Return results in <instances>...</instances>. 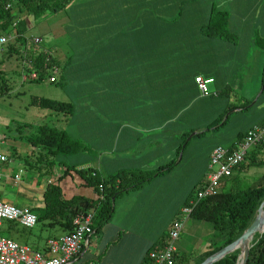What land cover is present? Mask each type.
<instances>
[{
    "label": "crops",
    "instance_id": "0c3cea01",
    "mask_svg": "<svg viewBox=\"0 0 264 264\" xmlns=\"http://www.w3.org/2000/svg\"><path fill=\"white\" fill-rule=\"evenodd\" d=\"M214 4L215 0L212 2L210 0H70L64 5L61 12L66 18L69 17V11H71L73 14H80L81 24L85 22L83 27L73 29L76 38L74 50H69V40L64 45L58 42L57 30H61L60 26L50 29L49 44L42 38V48L49 51L58 69L57 79L59 81H57L59 83L62 80L66 81L65 89L68 93L69 79L83 81L81 91L83 100L90 97L91 89L97 91L95 102L89 100L91 105L86 104L82 107V119L79 117L82 120L80 126L85 129V134L87 129H94L92 134L97 133L100 137L98 145L113 143L110 151H103L97 156L95 165L91 163V159L87 160L89 158L85 159L86 165L97 168L101 175V171L105 172L107 176L116 173L118 169L148 170L149 167L154 166V162L157 165L165 160L164 157L169 156L168 142L164 149L158 148L155 152H149L147 147H143L140 156H123L124 152L114 155L113 151L133 143V140L138 137L137 132L131 128L126 119H117L128 117L127 113H131L138 118V121L148 123L147 127L168 126L170 116H166V113L190 110L193 104L189 109L185 107L188 101L194 98L200 102V106L198 105L194 110L200 111L208 96L202 94L195 81L197 76L212 79L208 82L216 86L212 94L219 96L220 87L218 86L225 84L224 72L225 70L230 72L219 57L223 55L225 56L224 62L226 59L233 62L235 43L233 40L207 36L202 32V22L193 23L196 17L199 21H208L211 7ZM255 8L258 11H247L246 7L239 10L236 13L239 24L235 25L231 22L230 30L244 33L254 28L258 30L257 27H259L264 32V1H256ZM221 9L228 11L227 8ZM59 12L60 10H57L54 14ZM202 16L206 18L201 19ZM249 16H253V19H248ZM89 21L92 23L87 24L86 22ZM25 25L27 29L28 21H25ZM62 27L69 36V24L64 22ZM243 47L241 45V48ZM77 48L81 49L75 50ZM77 52H80L78 56L75 55ZM240 53L241 51L237 49L236 54ZM234 63H236L235 60ZM91 81H98L101 85L112 87L113 92L104 95L103 99L100 94L101 89ZM213 101L218 100L213 99ZM256 102L257 100L254 104ZM141 104L148 106L145 108V111H149L146 116L140 108ZM99 111L113 112L114 117L118 118L104 117L102 119V116L98 114ZM73 113L74 110L68 114L69 117L73 116ZM52 115L56 116V120L52 119L53 122L61 118L59 113ZM148 117H150V122L156 120V123L150 126ZM260 118L259 116L251 120L243 131H247L253 124H258ZM173 124L177 128L185 126L181 122ZM176 133L178 132H174ZM184 134L185 132H182V135L180 133L181 136ZM159 135L151 133L148 139L155 137L157 140H152L150 144L154 142L164 144L165 135L162 137ZM239 138L232 140L229 145L238 141ZM166 139L168 140V137ZM187 142L186 140L185 144ZM180 143L181 141L177 140L175 153ZM24 147L25 145L17 147L20 154L22 151L25 152ZM211 151L212 149L208 147L200 159H194L192 171L182 178L173 175V170L177 167L174 169L172 167L178 163V159L176 164L153 176L139 187L112 198L111 218L97 233L89 236L87 244L70 264H144L147 249L164 235L176 211L185 204L186 199L188 200L190 185L197 181L201 182L207 170ZM3 153L8 160L0 166L2 175L0 182L5 183L2 187L9 188V186H14L12 176L19 169L24 170L27 164L21 158L10 157L9 152ZM247 154L242 167L239 166L233 171L235 174L240 171V179L247 177L249 166L257 165L256 162L251 164V160L264 159L261 148L248 150ZM85 164L84 167H88ZM59 166L63 169L59 170L55 166L48 172L45 171L47 169L44 166H41L40 170H36L38 176L34 177V190L32 192L30 188L24 187V191L28 193V203L20 208L33 209L34 212L40 214L45 184L49 179L56 182L57 177L65 169L63 165ZM69 172L64 177L69 175ZM61 189L66 198L78 195L70 194L68 190L65 192L62 187ZM1 200L13 205L16 201L6 198H1ZM64 232L62 230L60 234ZM18 234L21 239L24 237L25 240H29V237L21 235L19 231ZM162 242L159 246H162ZM206 244L194 253L190 261L184 264H193L199 254L205 250ZM29 246L43 250L45 245L43 243L41 247Z\"/></svg>",
    "mask_w": 264,
    "mask_h": 264
},
{
    "label": "rangeland",
    "instance_id": "374dc122",
    "mask_svg": "<svg viewBox=\"0 0 264 264\" xmlns=\"http://www.w3.org/2000/svg\"><path fill=\"white\" fill-rule=\"evenodd\" d=\"M256 1L259 0H215L214 7L216 10L226 11L225 9L221 8L228 9V11H226L227 25L225 28L227 32L233 35V38L222 39L234 41V58L233 62L229 59H226L224 62L225 56L220 55L219 60L223 61L221 62L224 63V66L227 67V69H230V72L228 73L226 70L224 72L225 84L223 86H218L220 87L218 89L219 96L215 93L212 94L216 89L214 83H208L206 85L208 88V99H206V102L202 104L200 111L194 110L195 107L198 105L200 106L199 100H197V98L190 99L187 103L188 105L185 107L189 109V107L193 104L190 110L186 112L179 111L175 113H166V116H170V124L164 127H156L155 125V127H147L148 125L146 124L148 123L145 121H138V118L131 113H127L128 117L123 115L124 117H119V119H117L118 117H114L113 112H98V114L102 116V119H104V117L116 118L117 120L126 119V121L130 123L131 128L138 134V137L133 140V143L126 145L122 149L118 148L117 151H113L114 155L124 152L122 153L123 156H140L143 147H147L149 152H155L158 148L164 149L168 142L169 156L167 158L164 157L165 160L159 162L157 165L154 162V166L149 167L148 171H153L158 166L168 163L172 158L175 160L179 159L178 163L172 167L173 169L177 167L173 170V175H175V177L182 178L192 171V161L194 159H200L208 147L211 150L217 144L224 146L231 144L232 140H235L240 135L241 131H243V129H245L254 118H258L260 116L261 118L258 119L257 123L261 125L264 124V85L262 81L264 78V32H262L259 27H257L258 30L254 28L252 31L244 33L230 30L231 22L235 25L239 24V20L236 17V13L239 10H243L246 7L247 11H258L257 8H255ZM263 1L264 0H260V2ZM210 2H212V0H210ZM221 2L223 3L221 4ZM62 8H64V6L61 7L59 9L60 12L56 14H54V12H49L36 17L21 16L22 19H25V21H28L29 23V26L25 30L24 37L21 39V41H25L27 44H30V38L34 36H41L44 41L49 44L50 29L54 28L55 26H60L61 30H57L58 42L61 43V45H64L66 44V41L69 40V50H74L76 38L74 36L75 33L73 29L83 27L85 22L81 24L82 17L80 14H73L71 11H69V17L66 18L63 12H61ZM206 17L202 16L201 19ZM248 19H253V16H249ZM64 22L69 24V36H67V33H65L64 28L62 27ZM201 22L202 25L206 24V21H199V18L196 17L193 23L200 24ZM86 23L90 24L92 22L89 21ZM241 45L244 47L241 48ZM52 48H54L53 45ZM80 49L81 48H77L75 50ZM237 49L241 51L239 55L236 54ZM4 51L0 52V59H4L2 61L0 60V67L6 68V70H8L6 72L7 78H11L10 81L12 84H9L5 93L0 95V151L8 152L10 149L9 147L12 145H16L18 147L21 145L24 146V143L22 140H20V137L25 134L28 135V133L32 132V130L38 125L47 124L49 126H53L55 124L58 129L66 130L68 135L77 137L80 139L82 144L90 147V150H84V152L82 151L75 155H64L63 159L64 162H66V165L72 164V162H84L86 158H89L87 159L89 161L91 159V163L93 162V165H95L97 156L103 151H110L113 147V143L111 145L108 143L98 145V140L100 137L97 133L95 135L92 134L94 129H87L85 134V129L80 126L82 123V107L86 104L91 105L90 101L95 102L96 95H98L97 91L91 89L90 97L87 100H83L81 94L83 81L81 80L69 79V93L65 89V80H62L61 83L58 82V79H56L55 82L21 83L20 77L15 72L11 71L13 68L17 70V68L20 66L18 53L15 52L6 59L3 56ZM78 54H80V52H77L75 55L78 56ZM234 60L236 63H234ZM197 69L198 71L200 70L198 66ZM91 83L97 85V88L101 89L100 94L103 96V99L105 98L104 95L113 92L112 87L101 85L98 81H91ZM116 90L119 92L118 89ZM261 91L263 92L261 93ZM34 95L56 101L71 103L74 110L73 116L69 117V115H63V112H59V116L61 118L59 121L53 122L52 119L56 120V116L52 114H56V112L32 105L30 103V98ZM213 99L218 101H213ZM252 99H254V101L257 100V102L254 105H251L248 109H234L235 111H229L226 115L222 116L223 113L228 110L229 106L233 105L234 107L238 108L247 100ZM146 107L148 106L144 104H141L140 107L145 113V116L147 113L149 114V111H145ZM219 115L221 116L218 118L217 122L220 121V118H227V120L217 129L206 131L203 134H194L192 136L190 134L187 137L181 136L182 132H185L184 135H186V133L190 132L191 130L196 132L204 129L212 119ZM79 117H81V119ZM149 119L150 117H148V121L150 122ZM174 122H181L185 124V126L177 128L173 124ZM155 123L156 120H151L149 124L151 126ZM24 124H31L32 127L23 128L22 125ZM67 126L68 128H66ZM18 127L20 131L17 130ZM174 132L178 133L174 134ZM151 133L160 134V137L165 135L164 144L156 142L150 144L152 140H157L155 137H153L151 140L148 139V137L151 136ZM166 137H168V140ZM185 138L188 142L183 146L177 155V151L175 153L176 146L178 145L177 140L183 142ZM259 147H261V145H253L249 151L257 150ZM164 152L167 151L164 150ZM249 165L251 164L249 163ZM26 166L27 167L21 173V182L17 184L18 186L15 185L9 186V188H4L2 185L5 183L0 182V199L6 198L13 201L16 200L14 203L17 207H23V205L28 203V193L24 191V187L30 188V190L33 192L35 185L34 177L37 174L33 167H30L28 164ZM85 166L88 165L85 164ZM247 166L248 165H246V167ZM56 167L59 170L63 169V167H60L59 165ZM249 167L250 169H247L248 175L245 178V181L248 184L259 182L261 179V174L264 170V166L260 163L254 166L251 165ZM117 171H122V169H118ZM101 173L104 177L107 176L105 172L101 171ZM56 181L60 184L63 190H65V192L68 190L70 194L74 193L82 195L89 201H95L101 195L99 190L96 191L91 185L85 184L83 177H81V175L73 169H70L69 175L66 177L63 176L59 180L56 179ZM245 181H241L240 183ZM196 183H198V181ZM196 183L190 185L189 190L196 188V186H198ZM168 228L166 229L165 233L163 231L164 234H166ZM18 231L21 235L29 237V240H25L24 237L21 239ZM212 231L213 230L211 228L210 222L195 219L190 215L185 220L183 229L178 239L175 241V246L179 254L178 263L184 264V262L190 261L194 257V253L199 251V249H201L203 245L208 242L212 236ZM61 232L62 229L60 227H48L41 221L37 222L36 225L32 227V229L24 228L17 221L12 220H4L0 225V234L10 237L19 244H24L23 242H27L29 245H38V247H41L43 243L45 245L46 240L50 236L60 234Z\"/></svg>",
    "mask_w": 264,
    "mask_h": 264
},
{
    "label": "trees",
    "instance_id": "16d2710c",
    "mask_svg": "<svg viewBox=\"0 0 264 264\" xmlns=\"http://www.w3.org/2000/svg\"><path fill=\"white\" fill-rule=\"evenodd\" d=\"M69 1L70 0H0V34L15 31L18 33V36L14 41H20V44H25V41H21V39L26 30V25L25 19H21V16L36 17L46 12H56ZM7 4L10 5L8 8L6 7ZM226 16V11L216 10L215 7L212 6L208 21H206L205 25H202L203 34L210 37L215 36L232 39L233 35L227 32L225 28L227 25ZM13 22L16 23L14 26ZM25 46L28 47V45ZM15 52L18 53V58H20L21 53L19 52V46H15L12 40L7 45V49L3 53V56L7 59ZM42 59L43 56L41 54L36 55L37 63L42 61ZM0 60L2 61L4 59ZM7 71L6 68L0 67V95L5 93L9 84H12L10 81L11 78H7ZM11 71L15 72L20 77L21 69L19 67L17 70L13 68ZM40 79L30 82L39 83L41 82ZM262 81L264 85V78ZM20 82L24 83L21 78ZM254 102V99L247 100L238 108L233 105L229 106L228 110H226L227 112L225 111L222 116L226 115L229 111L246 110L253 105ZM30 103L34 106L56 113L63 112V115H68L73 112V106L69 102L56 101L34 95L30 98ZM220 116L221 115L212 119L204 129L196 132L191 130L184 136L187 137L190 134H203L206 131L217 129L227 120V118H220V121L217 122ZM22 126L23 128L32 127L31 124H24ZM17 130L20 131L19 127ZM245 132L241 131L238 137H243ZM20 138L25 145L23 148L25 152L22 151L24 155L19 153L18 146L12 145L9 147L11 151L7 149L10 157L25 160L26 164L33 167L35 171L40 170V167L44 166V168L50 172V169L55 166L63 165L65 169L63 173L57 177V180L65 176L70 169H73L83 177L85 184L91 185L96 191L99 190L101 193L100 197L95 201H89L82 195H74L66 198L57 181L47 182L45 184L42 192L43 206L41 207L40 214L35 212L37 214V221L43 222V224L48 227L58 226L65 232H68L72 228L73 218L77 214L92 208L91 234L97 233L102 225L109 221L113 214L112 198L128 190L139 187L153 176L169 169L177 162V159L170 160L168 163L159 166L153 171L122 170L104 177L95 167H83L84 163L87 161L66 165L63 159L64 155H72L83 150H90V148L82 144L79 139L68 135L64 129L41 124L35 127L28 135H22ZM185 142L186 138L179 144L177 155L183 148ZM259 148H261L264 153V144ZM246 156H248V154ZM255 160V158L251 160V164L256 162V164L261 163V165L264 166V159ZM243 164L244 163H241L239 166L242 167ZM239 174L240 171L237 174L232 173L229 177L223 179V183L218 192L199 200L193 207L191 217L210 222L213 230L205 250L199 254L193 264L200 263L209 255L237 239L253 220L259 205L264 200V170L261 174L260 181L254 184H248L245 179H240ZM241 181L245 182L240 183ZM196 184H198V186L190 190L187 197L188 199L199 188L200 182ZM100 187H102V191ZM187 202L188 200L186 199L185 204ZM28 210L35 211L33 209ZM165 235L166 234L161 236L158 241L154 242L147 249V252L151 249H159L161 247L159 244L163 241ZM239 253L240 249H235L233 252L212 264H236ZM178 261L179 259L177 258L175 264H179ZM246 264H264V232L256 233L251 241Z\"/></svg>",
    "mask_w": 264,
    "mask_h": 264
},
{
    "label": "built area",
    "instance_id": "2783aa9c",
    "mask_svg": "<svg viewBox=\"0 0 264 264\" xmlns=\"http://www.w3.org/2000/svg\"><path fill=\"white\" fill-rule=\"evenodd\" d=\"M10 5L7 4L8 8ZM21 18V17H20ZM22 19V18H21ZM16 23L13 22V26ZM18 33L0 34V52L6 51L7 45L13 40L15 46H19L21 57L19 58L20 78L24 82L40 81L55 82L58 69L52 61L49 51L42 48V37H32L30 44L15 42ZM24 37V34L22 35ZM25 45H28L25 46ZM4 51V52H5ZM43 56L42 61L36 62V55ZM195 81L202 94H208L206 84L211 79H203L197 76ZM264 144V124H253L243 137L231 146L216 145L209 155L207 170L200 182L199 188L175 213L174 218L163 239L159 249H151L146 253L144 264H175L178 251L175 241L178 239L185 220L191 215L193 207L199 200L204 199L220 190L223 178L229 177L235 168L245 162L248 150L253 145ZM8 160V157L0 151V166ZM22 169L13 176L14 186L20 183ZM0 181L2 175L0 174ZM48 182H52L50 179ZM102 191V187H100ZM93 209L80 212L73 218L72 228L57 236H50L44 249L39 250L28 244H19L8 236L0 234V264H69L82 251L92 233ZM4 220L17 221L24 228H32L37 223V214L26 208L17 207L0 199V225Z\"/></svg>",
    "mask_w": 264,
    "mask_h": 264
},
{
    "label": "water",
    "instance_id": "95a60500",
    "mask_svg": "<svg viewBox=\"0 0 264 264\" xmlns=\"http://www.w3.org/2000/svg\"><path fill=\"white\" fill-rule=\"evenodd\" d=\"M264 232V200L259 205L256 214L250 224L245 228L242 234L229 243L228 245L222 247L218 251L206 257L203 261L198 264H212L227 254L233 252L235 249L239 248L241 253V260L236 264H246L249 248L251 246V241L253 240L256 233Z\"/></svg>",
    "mask_w": 264,
    "mask_h": 264
},
{
    "label": "bare ground",
    "instance_id": "6f19581e",
    "mask_svg": "<svg viewBox=\"0 0 264 264\" xmlns=\"http://www.w3.org/2000/svg\"><path fill=\"white\" fill-rule=\"evenodd\" d=\"M241 253H239V258H238V261H237V263H239L240 262V260H241ZM240 259V260H239Z\"/></svg>",
    "mask_w": 264,
    "mask_h": 264
},
{
    "label": "clouds",
    "instance_id": "9594fccd",
    "mask_svg": "<svg viewBox=\"0 0 264 264\" xmlns=\"http://www.w3.org/2000/svg\"><path fill=\"white\" fill-rule=\"evenodd\" d=\"M246 160V159H245ZM38 222V221H37Z\"/></svg>",
    "mask_w": 264,
    "mask_h": 264
}]
</instances>
